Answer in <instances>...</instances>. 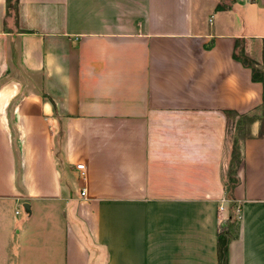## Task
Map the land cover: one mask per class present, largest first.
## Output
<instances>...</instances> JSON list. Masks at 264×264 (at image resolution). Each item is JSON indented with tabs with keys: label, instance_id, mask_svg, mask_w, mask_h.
<instances>
[{
	"label": "crops",
	"instance_id": "obj_1",
	"mask_svg": "<svg viewBox=\"0 0 264 264\" xmlns=\"http://www.w3.org/2000/svg\"><path fill=\"white\" fill-rule=\"evenodd\" d=\"M240 44L264 0H0V264H264L260 121L224 190Z\"/></svg>",
	"mask_w": 264,
	"mask_h": 264
},
{
	"label": "trees",
	"instance_id": "obj_2",
	"mask_svg": "<svg viewBox=\"0 0 264 264\" xmlns=\"http://www.w3.org/2000/svg\"><path fill=\"white\" fill-rule=\"evenodd\" d=\"M8 8L18 12L19 0H7ZM241 52V53H240ZM236 57L245 65L252 69L253 80L260 81L264 85V69L260 70L257 64L251 61L245 54L243 48L236 53ZM264 57V53H263ZM264 99V91H263ZM233 119H232V118ZM227 140L231 146L229 169L227 171L226 182L224 190L228 199H233L234 188L239 184L237 171L243 160L242 143L251 136L250 127L256 122L260 121V129L258 136L264 137V101L263 105L254 112L244 115H238L233 112L227 113ZM226 239L219 240V259L222 264H226Z\"/></svg>",
	"mask_w": 264,
	"mask_h": 264
},
{
	"label": "rangeland",
	"instance_id": "obj_3",
	"mask_svg": "<svg viewBox=\"0 0 264 264\" xmlns=\"http://www.w3.org/2000/svg\"><path fill=\"white\" fill-rule=\"evenodd\" d=\"M243 48L246 56L253 62H255L257 64V67L260 69V70H263L264 69V57L261 58L260 62H256L254 60V58H251L247 53H246V45L245 44H240V48L238 51H240L241 49ZM241 53V52H240ZM251 131V130H250ZM251 134V132H250ZM230 143L228 142V149L230 150ZM21 208V211H22V214L24 215L25 213V210L23 209V206L20 207Z\"/></svg>",
	"mask_w": 264,
	"mask_h": 264
},
{
	"label": "built area",
	"instance_id": "obj_4",
	"mask_svg": "<svg viewBox=\"0 0 264 264\" xmlns=\"http://www.w3.org/2000/svg\"><path fill=\"white\" fill-rule=\"evenodd\" d=\"M76 169L80 172V177L81 178H85V165L84 164H77L76 165ZM86 195V190L83 189L81 192V196H85ZM223 210V207H220V211Z\"/></svg>",
	"mask_w": 264,
	"mask_h": 264
}]
</instances>
